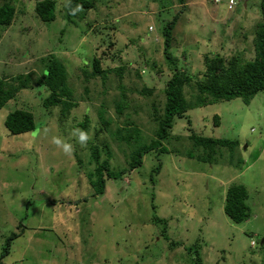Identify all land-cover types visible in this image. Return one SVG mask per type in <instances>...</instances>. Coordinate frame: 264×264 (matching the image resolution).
I'll return each mask as SVG.
<instances>
[{
    "label": "rangeland",
    "instance_id": "1",
    "mask_svg": "<svg viewBox=\"0 0 264 264\" xmlns=\"http://www.w3.org/2000/svg\"><path fill=\"white\" fill-rule=\"evenodd\" d=\"M10 1L15 15L10 25L0 27V76L23 73L31 84L0 108L1 263L261 264L264 91L248 104L237 97L189 108L174 119L163 143L168 151L151 150L132 170L127 162L138 143L114 135L117 125L133 120L142 142L154 137L151 104L162 109L172 74L163 52L167 22L174 21L170 51L177 66L195 80L204 77L205 54L253 58L259 0H95L82 19H69L68 0H55L52 21L36 15L37 0ZM49 55L66 65L78 102L68 116L58 106L45 109L42 100L49 90L35 85ZM92 57H99L103 68L123 66L121 82L114 72L86 82L82 71L91 69ZM120 83L126 104L118 114ZM144 87L151 92L141 94ZM184 95L193 101L192 85L184 86ZM15 109L33 113L32 131L7 130L4 119ZM99 109L110 121L106 129ZM76 129L89 134L85 146L78 143ZM191 131L238 144L232 157L221 148L210 161L198 160L205 151L194 145ZM57 137L73 146L71 153L53 142ZM104 141L111 154L100 160L106 159L112 170H127L106 179L104 193L93 195L91 145ZM234 183L244 184L248 193L250 215L239 223L223 209L226 189ZM13 232L9 252L1 255Z\"/></svg>",
    "mask_w": 264,
    "mask_h": 264
},
{
    "label": "trees",
    "instance_id": "2",
    "mask_svg": "<svg viewBox=\"0 0 264 264\" xmlns=\"http://www.w3.org/2000/svg\"><path fill=\"white\" fill-rule=\"evenodd\" d=\"M181 1L185 4V0ZM94 5L95 0H68L67 16L69 19H72L73 16L82 19ZM259 6L261 15L254 28L253 58L245 59L239 55L225 58L220 54L214 56L205 54L203 58L204 70L202 71L204 77H196L197 79L195 80L192 75L187 74L177 66L178 58L172 55L170 51L172 47L171 27L174 21L167 22L164 25L163 52L172 74L165 83V101L162 109L158 110L154 103L151 104L153 108L152 120L156 122L154 137L148 143L142 142L141 130L133 120H126L124 125H117L114 130V135H116L118 140L138 143L137 147L132 149L129 154L127 169L132 170L139 167L143 156L151 150H157L160 153L168 151L163 143L170 136L174 119L183 117L189 108L210 104L218 100H231L237 97L241 98L245 104H248L258 92L264 91V0H259ZM55 8V0H37L34 6L36 15L42 21L54 20ZM14 15V5L10 0H5L0 5V27L10 25ZM45 57L43 72L35 81V85L45 86L49 90L48 95L42 100V106L47 110L58 106L62 116H68L71 109L78 105V102L73 98V90L68 83L69 77L66 65L52 55ZM90 65L91 69H83L82 71L86 82L95 77L105 80L111 72L115 73L119 81L123 77V66L103 68L99 57H92ZM30 80V76L23 73L14 76H0V108L8 100L14 98L21 89L29 87L31 84ZM185 85H192L194 92L192 102L188 101L184 95ZM119 87L121 96L116 101V110L118 114H121L125 108L126 94L121 83ZM85 91L87 92V88H85ZM150 92L151 90L145 87L140 91L141 94ZM98 114L102 125L101 128L106 129L110 121L104 118L103 109H99ZM87 123L88 120L86 118L83 126L86 127ZM214 123H219L217 115L214 116ZM4 125L12 134L32 131L35 128L34 115L29 110L15 109L6 115ZM189 137L195 146L203 147L205 152L197 157L198 160L202 161H210L216 150H221V148H225L229 156L232 157L233 149L238 144L237 140L204 136L194 131H191ZM102 154H111L108 143L105 141L93 143L91 145V158L96 162V167L93 172L88 173L89 184L94 188L93 195L104 193L106 179L121 177L124 171L127 170L126 168L112 170L109 168V163L106 159L100 160ZM77 160L80 162V157ZM159 167L160 165L157 164L153 169L155 173H157ZM150 180L154 181L153 175H151ZM247 197L248 193L244 184L234 183L227 187L223 209L232 221L239 223L249 218L250 210L247 205ZM153 220L164 222V219L160 217H155ZM16 235L17 233L13 232L5 238V245L2 247L1 255L9 252L10 240ZM261 248V264H264V245ZM0 264H2L1 261Z\"/></svg>",
    "mask_w": 264,
    "mask_h": 264
},
{
    "label": "clouds",
    "instance_id": "3",
    "mask_svg": "<svg viewBox=\"0 0 264 264\" xmlns=\"http://www.w3.org/2000/svg\"><path fill=\"white\" fill-rule=\"evenodd\" d=\"M75 134H77V140L78 143L81 146H85L88 142V140L90 139L89 134L83 130L80 129H76L75 130ZM53 142L58 146V147H62L63 151L68 154L71 153L73 150V146L70 143H67L63 140H61L60 138H54Z\"/></svg>",
    "mask_w": 264,
    "mask_h": 264
},
{
    "label": "water",
    "instance_id": "4",
    "mask_svg": "<svg viewBox=\"0 0 264 264\" xmlns=\"http://www.w3.org/2000/svg\"><path fill=\"white\" fill-rule=\"evenodd\" d=\"M259 244H260V246H263L264 245V236L260 239Z\"/></svg>",
    "mask_w": 264,
    "mask_h": 264
},
{
    "label": "built area",
    "instance_id": "5",
    "mask_svg": "<svg viewBox=\"0 0 264 264\" xmlns=\"http://www.w3.org/2000/svg\"><path fill=\"white\" fill-rule=\"evenodd\" d=\"M229 3H230V4L235 3V1H234V0H229V1H228V4H229Z\"/></svg>",
    "mask_w": 264,
    "mask_h": 264
}]
</instances>
